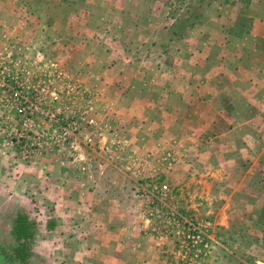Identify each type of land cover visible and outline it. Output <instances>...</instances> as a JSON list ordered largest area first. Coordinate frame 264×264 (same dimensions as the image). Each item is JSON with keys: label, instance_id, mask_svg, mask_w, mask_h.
<instances>
[{"label": "rangeland", "instance_id": "374dc122", "mask_svg": "<svg viewBox=\"0 0 264 264\" xmlns=\"http://www.w3.org/2000/svg\"><path fill=\"white\" fill-rule=\"evenodd\" d=\"M193 77L195 85L187 84ZM4 79L19 80L17 86L52 116L37 115L46 133L30 137L41 143L31 160L40 156L69 171L87 167L88 174L105 176V188L125 187L118 196L128 193L138 211L119 212L116 219L144 226L141 235L135 231L137 251L150 253L156 245L166 258L161 264H264V127L227 137L230 153L241 155V163L229 165L222 154L209 161L223 144L217 127L225 124L215 132L196 124L204 111L216 112L210 91L217 85L246 101L255 88L246 82L256 79L255 95L264 97V0H0V83ZM142 95L159 103L157 111L129 110L131 99ZM247 103L243 112L258 122L247 114L258 103ZM260 104L264 108V100ZM156 124L169 131L156 136ZM66 128L74 139L65 140ZM4 152L0 145V158L19 159L17 148ZM5 170L0 162V173ZM24 176L0 175V247L10 242L18 209L42 221L55 210L57 202L23 200L17 179ZM57 216V229L40 233L33 264H120L87 256V247L98 250L91 238L102 234L83 229L80 216L73 217L80 219L73 229ZM0 264H7L1 255Z\"/></svg>", "mask_w": 264, "mask_h": 264}, {"label": "crops", "instance_id": "0c3cea01", "mask_svg": "<svg viewBox=\"0 0 264 264\" xmlns=\"http://www.w3.org/2000/svg\"><path fill=\"white\" fill-rule=\"evenodd\" d=\"M112 68L118 73L119 76V66L117 67V65H114ZM119 78L120 77H118L117 79L118 81ZM256 81L258 80L249 79L248 82H246L247 85H249L251 88L253 87V85L255 87L254 89L249 90L247 92L248 95H252L254 93L252 96L253 98H246V101H242L243 98L239 97V94L237 92L233 94L231 90V95H227L225 93H221L222 88H220L219 85H217V87H219V90H217V87H213L214 89L210 91V93L212 94L211 102L214 100L217 101L213 106L216 108V112L211 115L208 114L210 110L204 111L202 116L204 117V119L199 120V122L197 123L194 122L192 118H189L188 122L190 124L196 123L201 127L207 125L212 126V132L216 131L215 127L217 124H225V127L223 129L217 127L218 135L216 137L219 138V136H222L220 138L223 140V144L220 145V150H213L212 152H210V163L213 162L214 164V161L217 160V158L221 154L226 157L225 163L229 165H236L241 163L239 161V156L241 155L236 156L230 153V143L226 142L227 137L234 136L237 132L240 133V131H248V128L254 125H262V127H264V108H262V104H260V102L264 100V97H256L255 93L259 91L257 83H255ZM190 83H195L194 77L192 78V80L190 79L187 81V84ZM134 95L137 96V93ZM178 96L180 97V95ZM168 97H163V100L166 102L167 115H169L168 107L170 108L167 102ZM249 99H251L253 103H258V107L256 110L253 111V113L247 112L248 115H256L258 122L255 123L251 122V120H253L254 118H249L248 116H246V113L243 112V106L245 107V105H249L248 103L246 104ZM131 103L132 106L129 109L130 111H132L134 107H139L143 108L142 113H144L145 109L147 108L148 111L150 110V114L152 112L157 111L155 108L159 104L156 103L154 105V102L152 103L151 98H149L147 95H142L136 97L135 99H131ZM176 106L180 107L179 105ZM190 108L192 109V111L194 110V107ZM228 109H231V112ZM180 112V115L184 114L185 111H183V107ZM137 115H139V112H137ZM152 117L155 118L154 116ZM183 129L184 128L181 127L180 132H183ZM154 130L157 132L156 136L158 135V133L160 135L163 134L162 131H165L166 133L169 131L166 124H156ZM208 134H210L209 136H211L212 133L209 132ZM216 140L218 139H215V141ZM157 142L158 140L153 141V144L157 145ZM5 155L0 158V162L6 165V170L2 171L0 175H25L24 177L17 179V183L21 184V187L18 188V190L23 193L21 197H26L23 200L28 201L29 195L32 197V201H34L33 198H35V200L38 199L37 203L40 204H42L43 202H57L54 206L55 210L52 212L50 211V215L48 216L47 221H42L41 219L35 218L33 216V218L38 221L39 225L43 230L47 229L48 231L54 232L57 229V226L61 222L60 217L57 216V213H59V216H61V218L63 216L65 220L64 222H67V227L71 229L75 227L76 220H80H74L73 217L78 218L80 216V223L84 227L83 229L92 228L94 233L102 234L99 237H94L95 239L91 238V240H94V243L98 246V250H94L95 247L93 246V250L90 251V248L87 247V250L85 251L88 252L87 254H89L87 256H90L92 253H94V257L98 258V260L117 261L120 264H161V262H165V256L161 253V251L157 248L156 245L154 247L150 246V253L137 251L136 243L140 244L141 242H137L138 239L136 237L135 231H139L140 235L142 234L141 230H143L144 226L141 225V222L130 218H123V220L116 219V216L119 215V212L121 213L122 211L128 210L130 212L135 213L138 211V209L134 207L131 203L128 204V193H126L127 197L125 195L118 196V194L123 193L125 191V187L112 186L114 189H116V191H111V187L105 188L103 182L101 181V179L104 180L105 176L99 175L98 171H94L88 174L89 171L87 167L85 170L84 168L79 167L78 170L70 169L69 171L66 170V168H63L61 164L59 165L60 167L55 166V168L54 166H52L54 164L50 159L45 160L42 159L40 156H35L34 159L31 161L23 162L17 158L13 159L11 157L12 155H7V153ZM106 158H104L105 160H103L104 165L106 164V161L109 160L108 157ZM13 161L14 163H18V166L15 165ZM18 167H21V170L18 169ZM111 172L113 173V171ZM42 175L46 176L41 178ZM60 176L62 179H64L63 182L59 181L58 184L56 183V185L54 186H52L50 183L48 184V179L51 181H58V178ZM119 176L120 175H116L115 178H119ZM87 181L92 183V185H90L92 187H89V185L86 184ZM100 182L102 183L100 184ZM113 183L116 184L117 182L113 179ZM59 188H61L63 194H65L63 198L64 212L62 209L58 208V200L62 199L58 191ZM106 204L109 206L106 207ZM111 204L113 206L112 211L114 213L109 212ZM114 205L120 208H116ZM20 210L27 212V210H25L24 208H20L16 211V213ZM92 213L96 214V219L88 221L89 218L87 216H90ZM105 213L106 215L104 218ZM85 216L87 217V219L83 220ZM108 230L113 232V234L118 233V235L115 236L112 233H109ZM131 230H134V232H132V235ZM89 240L90 237L84 234V237L82 238V243H86L85 245H88ZM105 264L111 263L108 262Z\"/></svg>", "mask_w": 264, "mask_h": 264}, {"label": "built area", "instance_id": "2783aa9c", "mask_svg": "<svg viewBox=\"0 0 264 264\" xmlns=\"http://www.w3.org/2000/svg\"><path fill=\"white\" fill-rule=\"evenodd\" d=\"M0 84L4 85V94L0 100H4L5 109L6 106L11 107L8 112L0 109V145L6 152L17 148L21 161H31L34 155L40 153L41 143L34 145L35 143L29 142L30 137L33 135L36 139H40L46 133V130L37 122V115H45L51 120L52 116L40 107L34 97L31 98L21 87L17 86L20 84L19 80H16L14 84L4 79ZM65 131V140L75 138L71 129L66 128ZM161 190L165 192L168 186L164 185Z\"/></svg>", "mask_w": 264, "mask_h": 264}, {"label": "trees", "instance_id": "16d2710c", "mask_svg": "<svg viewBox=\"0 0 264 264\" xmlns=\"http://www.w3.org/2000/svg\"><path fill=\"white\" fill-rule=\"evenodd\" d=\"M43 232L38 221L30 213L18 211L11 224L10 242L0 247L1 257L7 264H33L34 248L38 243L39 235Z\"/></svg>", "mask_w": 264, "mask_h": 264}]
</instances>
